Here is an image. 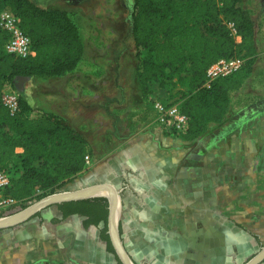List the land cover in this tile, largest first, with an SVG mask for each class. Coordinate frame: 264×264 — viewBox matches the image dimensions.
Here are the masks:
<instances>
[{"label": "trees", "instance_id": "1", "mask_svg": "<svg viewBox=\"0 0 264 264\" xmlns=\"http://www.w3.org/2000/svg\"><path fill=\"white\" fill-rule=\"evenodd\" d=\"M241 2L133 0V44L147 52L137 70L143 96L151 91V80L165 84L166 70L178 73L185 67L191 73L178 103L188 117L187 130L182 135L186 139L197 137L207 124L222 120L230 91L240 88L253 69L257 53L255 22ZM4 8L20 17V27L30 36L35 54L19 57L6 52L3 46L8 33L0 27V168L15 165L22 170L4 191L20 204L0 215L25 207V201L35 191H42L37 195L41 197L64 186L84 169V155L89 153L85 132L66 117L53 112L31 116V105L20 96L18 110L11 113L2 101L5 81L15 84L19 78L61 76L75 69L84 53L76 23L67 9L41 6L32 0H0V12ZM233 56L244 59L242 65L205 85L207 67L220 57ZM16 147H22V152H17ZM51 206L62 213V218L79 214L85 217V227L98 226L100 239L114 253L106 231V197Z\"/></svg>", "mask_w": 264, "mask_h": 264}, {"label": "crops", "instance_id": "2", "mask_svg": "<svg viewBox=\"0 0 264 264\" xmlns=\"http://www.w3.org/2000/svg\"><path fill=\"white\" fill-rule=\"evenodd\" d=\"M151 87L146 110L134 118L139 128L122 140L119 169L110 167L107 181L120 190L125 248L121 232L135 227L149 230L142 240L154 242L159 264L245 263L264 244V157L252 151L264 156V110L233 132L232 144L229 138L194 144L161 121L153 105L162 99ZM39 212L0 229V264L72 263L86 253L82 233L93 225L85 227L84 216L62 218L55 206ZM93 247L94 241L92 253ZM106 252V264H114ZM92 253L82 262L101 264Z\"/></svg>", "mask_w": 264, "mask_h": 264}, {"label": "rangeland", "instance_id": "3", "mask_svg": "<svg viewBox=\"0 0 264 264\" xmlns=\"http://www.w3.org/2000/svg\"><path fill=\"white\" fill-rule=\"evenodd\" d=\"M32 1L41 6L67 9L78 27L84 53L71 72L61 76H27L16 79L15 84L5 81L2 91L6 84H11L19 96L31 105V116L42 112L57 113L85 132L89 146L88 161L84 155V169L56 191L109 181L110 167L116 171L119 169L117 153L122 148V140L139 128L135 115L146 110L137 70L147 52L136 49L133 44V0ZM241 5L255 22L257 53L253 69L240 88L230 91L222 120L207 124L197 137L191 139V143L210 146L218 139L229 138L232 144V138L236 137L233 132L250 125L251 117L264 110V0H242ZM163 78L164 85L151 80L150 87L154 85L157 88L156 94L165 106L178 104L191 73L185 67L178 73L166 70ZM186 130L172 131L183 135ZM253 149L255 158L264 157L263 151ZM41 192L35 191L24 206L43 197H37ZM121 233L123 237L127 236L124 242L128 243V253L136 264H159L154 242L149 240L144 244L142 240L145 236L149 239V230L134 227ZM82 235L88 244V249L84 248L86 253L73 256L72 263L61 261L59 264H86L82 258L90 259L93 241L94 259L106 264V242L99 237V227L93 225L91 231L86 230ZM110 253L113 263L121 264L115 252Z\"/></svg>", "mask_w": 264, "mask_h": 264}, {"label": "built area", "instance_id": "4", "mask_svg": "<svg viewBox=\"0 0 264 264\" xmlns=\"http://www.w3.org/2000/svg\"><path fill=\"white\" fill-rule=\"evenodd\" d=\"M0 27L8 33L4 43V50L19 57H27L35 54L32 40L29 35L24 33L20 27V17L10 9L4 8L0 12ZM244 59L239 56L229 58L220 57L212 62L206 69L205 85L215 78L228 74L242 65ZM7 87V88H6ZM2 101L11 113L19 108V94L11 84H6L2 91ZM154 108L161 114V121L168 125L169 129L183 131L187 129L188 117L183 114L178 104L165 106L162 101L154 102ZM17 152H22L18 150ZM89 155L85 158L88 161ZM21 169L15 165L0 168V213L13 208L19 203L17 199L6 194L5 189L11 184L12 179L21 173Z\"/></svg>", "mask_w": 264, "mask_h": 264}, {"label": "water", "instance_id": "5", "mask_svg": "<svg viewBox=\"0 0 264 264\" xmlns=\"http://www.w3.org/2000/svg\"><path fill=\"white\" fill-rule=\"evenodd\" d=\"M95 196H104L108 201L107 234L114 252L121 264H136L126 250L119 230L121 213L120 190L107 181L96 182L77 189L59 190L33 201L25 207L9 214L0 215V229L21 224L45 207L63 201L78 200ZM264 259V245L243 264H257Z\"/></svg>", "mask_w": 264, "mask_h": 264}]
</instances>
